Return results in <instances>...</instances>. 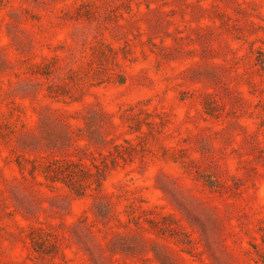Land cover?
<instances>
[{"label": "rangeland", "instance_id": "rangeland-1", "mask_svg": "<svg viewBox=\"0 0 264 264\" xmlns=\"http://www.w3.org/2000/svg\"><path fill=\"white\" fill-rule=\"evenodd\" d=\"M0 264H264V0H0Z\"/></svg>", "mask_w": 264, "mask_h": 264}]
</instances>
